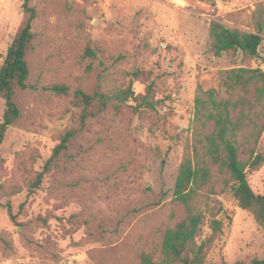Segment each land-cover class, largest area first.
<instances>
[{"label": "rangeland", "instance_id": "obj_1", "mask_svg": "<svg viewBox=\"0 0 264 264\" xmlns=\"http://www.w3.org/2000/svg\"><path fill=\"white\" fill-rule=\"evenodd\" d=\"M24 2L0 0V66L30 16ZM29 6L36 33L29 87L16 94L21 116L0 149V264H139L136 251L160 248L166 228L184 217L173 193L199 86L227 97L221 82L228 71L264 70V42L257 58L217 56L210 24L264 37V0H29ZM130 80L136 94L154 82V110L131 99L81 127L77 89L94 93L101 84ZM55 83L67 85L68 94L53 92ZM4 109L0 98V121ZM70 130L75 134L53 158ZM248 179L264 193V166ZM216 187L212 199L222 206L224 232L206 264L264 258V228L222 182ZM7 201L21 224L2 206Z\"/></svg>", "mask_w": 264, "mask_h": 264}, {"label": "trees", "instance_id": "obj_2", "mask_svg": "<svg viewBox=\"0 0 264 264\" xmlns=\"http://www.w3.org/2000/svg\"><path fill=\"white\" fill-rule=\"evenodd\" d=\"M23 8L30 16L18 29L0 66V98L5 102L0 121V149L9 128L21 116L16 94L29 87L28 56L36 39L32 24L35 10L29 6V0H25ZM209 35L217 56L232 52L242 53L245 59L257 58L264 42L260 32L229 27L217 20L211 22ZM88 51L95 55L90 48ZM133 74L140 77L138 70ZM221 85L227 97L220 96L217 89L205 90L201 86L195 97L192 133L173 193V200L182 206L184 217L166 228L160 248L142 247L136 251L139 264H206L209 249L224 232V221L219 217L222 206L213 204L212 199L218 193L217 182H222L223 191L228 190L236 204L251 212L264 228V193H256L248 179L249 171H258L264 166V152L260 150L264 134V70L235 67L226 73ZM99 86L94 93L82 88L74 92V104L81 108V127L88 118L104 113L112 105L119 108L131 99L138 101V108L154 110L159 103L154 82L147 83L142 94H136L133 80L128 86ZM49 88L57 95L69 92L65 84L55 83ZM74 134L75 130H70L63 137L53 158ZM2 206L15 223L21 224L10 201ZM206 226L210 231L203 237ZM234 264H264V258L239 260Z\"/></svg>", "mask_w": 264, "mask_h": 264}, {"label": "water", "instance_id": "obj_3", "mask_svg": "<svg viewBox=\"0 0 264 264\" xmlns=\"http://www.w3.org/2000/svg\"><path fill=\"white\" fill-rule=\"evenodd\" d=\"M38 184H39V182L37 181V182H35V183L32 185V187H36Z\"/></svg>", "mask_w": 264, "mask_h": 264}]
</instances>
